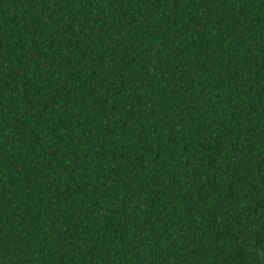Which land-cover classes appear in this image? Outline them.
Listing matches in <instances>:
<instances>
[{
  "label": "trees",
  "instance_id": "obj_1",
  "mask_svg": "<svg viewBox=\"0 0 264 264\" xmlns=\"http://www.w3.org/2000/svg\"><path fill=\"white\" fill-rule=\"evenodd\" d=\"M0 264H264V0H0Z\"/></svg>",
  "mask_w": 264,
  "mask_h": 264
}]
</instances>
